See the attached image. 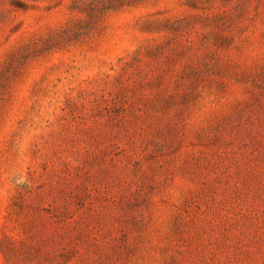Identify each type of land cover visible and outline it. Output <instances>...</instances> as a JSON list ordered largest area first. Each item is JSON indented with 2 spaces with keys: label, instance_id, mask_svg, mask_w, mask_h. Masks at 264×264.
I'll return each instance as SVG.
<instances>
[{
  "label": "rangeland",
  "instance_id": "1",
  "mask_svg": "<svg viewBox=\"0 0 264 264\" xmlns=\"http://www.w3.org/2000/svg\"><path fill=\"white\" fill-rule=\"evenodd\" d=\"M0 264H264V0H0Z\"/></svg>",
  "mask_w": 264,
  "mask_h": 264
},
{
  "label": "trees",
  "instance_id": "2",
  "mask_svg": "<svg viewBox=\"0 0 264 264\" xmlns=\"http://www.w3.org/2000/svg\"><path fill=\"white\" fill-rule=\"evenodd\" d=\"M17 209H19V206H17V205H14Z\"/></svg>",
  "mask_w": 264,
  "mask_h": 264
}]
</instances>
